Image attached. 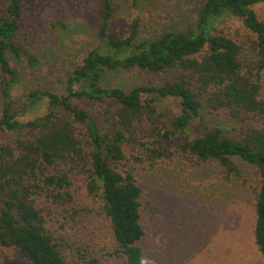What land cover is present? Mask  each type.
Segmentation results:
<instances>
[{"label": "trees", "instance_id": "trees-1", "mask_svg": "<svg viewBox=\"0 0 264 264\" xmlns=\"http://www.w3.org/2000/svg\"><path fill=\"white\" fill-rule=\"evenodd\" d=\"M98 4L100 41L66 76L64 91L37 88L29 91L28 103L18 106L12 88L20 74L11 58L30 66L39 58L20 36L23 0H3L0 244L14 247L31 264H69L38 195L71 200L72 178L83 176L110 222L124 264H148L140 243L146 235L143 190L134 169L124 163L125 147L140 144L150 158L170 159L175 151L166 143L176 137L180 156L194 163L215 162L227 178L242 174L236 159L257 168L253 239L264 256V16L256 8L264 0H201L186 28L147 37H141L139 18L122 35L111 32L113 1ZM228 17L241 20L248 31L249 61L243 40L220 28ZM133 68L164 77L158 85L129 90L103 84L110 71ZM165 99L177 101L179 112L169 117L159 112ZM39 106H45L41 116H27ZM204 110L224 112L236 123L232 134L203 125L199 135L191 136L189 127ZM139 133L156 138L148 146ZM5 134L13 140L1 141Z\"/></svg>", "mask_w": 264, "mask_h": 264}, {"label": "rangeland", "instance_id": "rangeland-1", "mask_svg": "<svg viewBox=\"0 0 264 264\" xmlns=\"http://www.w3.org/2000/svg\"><path fill=\"white\" fill-rule=\"evenodd\" d=\"M114 18L110 30L120 36L134 18L141 21V37L161 34L166 30L186 28L192 22L201 0H112ZM99 0H23L24 19L20 36L39 58L30 66L11 58L19 74L12 88L18 106L28 103L29 91L58 88L64 91L65 78L83 56L100 41L101 12ZM3 0H0V9ZM264 16V4L257 5ZM225 32L243 40L244 59H251L247 30L243 22L228 17L220 25ZM164 76L141 69L110 71L103 84L123 89L148 84L158 85ZM3 99L0 92V110ZM45 106L32 109L27 116L43 114ZM178 113V102L165 99L158 111ZM165 119V117H163ZM219 126L231 135L236 123L224 112L204 110L194 119L188 133L197 136L202 126ZM151 146L155 136L139 133ZM12 141L5 134L1 141ZM170 159L150 158L145 146L132 143L125 147L124 163L134 169L143 190L142 214L146 235L140 242L148 264H264V256L253 239L255 210L252 188L258 185L257 168L238 159L242 174L226 177L215 162L194 163L176 149L175 137ZM56 167L53 171L58 172ZM71 200L53 198L50 193L38 195L47 225L62 242L61 249L69 264H124L109 220L99 201L89 195L83 176L72 178ZM0 264H31L14 247L0 244Z\"/></svg>", "mask_w": 264, "mask_h": 264}]
</instances>
